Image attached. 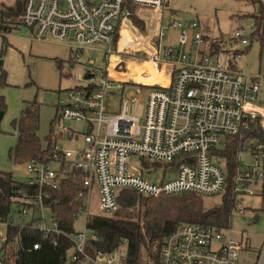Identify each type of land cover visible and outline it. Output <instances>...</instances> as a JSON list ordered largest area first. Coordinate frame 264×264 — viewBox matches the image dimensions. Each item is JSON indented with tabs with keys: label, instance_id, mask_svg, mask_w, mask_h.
Segmentation results:
<instances>
[{
	"label": "built area",
	"instance_id": "2783aa9c",
	"mask_svg": "<svg viewBox=\"0 0 264 264\" xmlns=\"http://www.w3.org/2000/svg\"><path fill=\"white\" fill-rule=\"evenodd\" d=\"M168 3L169 0H24L21 24L32 38L69 39L77 56L93 44L103 43L107 66L88 71L93 73L91 79L98 75L99 82L70 88L67 100L58 103L56 122L61 137L71 140L79 133L66 126V120L88 124L87 131L81 132L82 145L78 149L64 148L55 134L52 162L31 159L25 163V187L18 189L15 208L0 218V264H17L19 250L30 253L42 247V240L26 243L24 231L29 235L38 233L53 247L62 242V264H114V251H91V243L97 240L95 234L59 227L47 189L61 190L68 173L80 172L84 189L79 195L85 200L79 215L84 214L86 221L92 214L94 189L99 195L100 211L105 214L119 209L122 190L146 197L181 192L216 195L228 181L225 164L218 162L216 149L227 137L238 135L247 122L259 120L264 130V107L257 102L258 94L264 91V76L248 73L237 65L217 64L199 50V55L190 58L182 45L204 42L203 26L197 19L174 21L171 26L179 30L178 44L163 46V12ZM235 39L243 45L249 42L238 30ZM167 62L168 82L148 84L152 88L146 94L143 116L129 112L130 106L142 102L140 94L122 99L119 108L111 105L116 85L121 83L124 88L136 81L133 76L123 79L116 75H146L150 73L149 66L163 72ZM137 92L142 91L137 88ZM248 150L252 162L242 167L239 154L233 192L236 196H263L264 154L253 146ZM135 156L141 159L140 168L130 165ZM152 160L155 163H149ZM157 165L166 167L163 173L157 172ZM46 212L52 227L47 225ZM245 246L243 240H234L231 230L228 233L208 225L180 224L164 238L161 264H243L241 252ZM255 264H264V245Z\"/></svg>",
	"mask_w": 264,
	"mask_h": 264
},
{
	"label": "rangeland",
	"instance_id": "374dc122",
	"mask_svg": "<svg viewBox=\"0 0 264 264\" xmlns=\"http://www.w3.org/2000/svg\"><path fill=\"white\" fill-rule=\"evenodd\" d=\"M18 1L0 0V7L16 6ZM262 10L264 12V6L262 8L260 2L252 0H169L168 6L163 12L164 28L161 43L163 46L178 44L179 30L171 26L174 21L185 23L197 19L204 26L201 30L204 42H188L182 45L190 58L199 55V51H201L210 56L212 61L217 64L223 66L237 64L248 73L264 76V48L261 40L256 37L258 32L255 24L256 19L259 18L256 16ZM14 18L19 21L21 19L19 15ZM237 30L248 37V45H243L235 39ZM261 34L264 38V24ZM217 39L222 40L219 43L220 47L218 50L216 48L212 50L211 42ZM69 41V39L38 41L32 38V34L27 28L19 24H16V28L14 27L8 32L0 30V60L2 62L0 67V103L4 102L6 105L5 112L0 110V171L11 172L16 180L25 182L27 177L25 163L14 162L9 155L10 150L14 149L18 142V130L15 122L21 117L22 111L31 102H37L40 114L38 135L42 146L46 147L47 137L52 132L59 135L58 122H56L59 101L67 100V92L70 88L86 87L99 82L98 75L93 79H85L84 75L90 70L100 71L107 66V60L103 53L106 46L103 43H95L77 56L70 47L71 42ZM238 51L241 52L239 57L235 55ZM59 61L63 63L62 68L58 65ZM129 71L126 69V72ZM152 75L153 72L148 75L140 73L116 75L123 79L133 76L136 81L135 85L132 84V81L125 84L124 88L121 83L116 85L113 89L116 95L111 105L119 108L122 99L140 94L142 102L136 106H130L129 112L143 116L146 94L152 87L148 84L147 86H137V83L143 84L147 78H154ZM160 80L162 81V79ZM137 88H140L142 92L138 93ZM257 102L259 106L264 107V91L258 94ZM65 125L73 127L79 133L71 140L59 135L57 142L64 148L78 149L83 140L81 132L87 131L88 124L71 119L66 120ZM243 144V148L237 152L236 161L238 162V156L241 154V165L247 167L252 162V154L248 150V145ZM261 161H263L262 157ZM153 162L154 160L149 163ZM53 165L57 166L56 163ZM130 165L140 168L141 159L136 156L132 157ZM156 168H158V173H163L166 169L163 165H157ZM225 171L228 178L226 187L219 194L203 196L206 207L222 204L228 192L229 179L234 181L233 176L229 177L227 169ZM230 189L234 195L233 186ZM237 199V208L232 210L230 228H224V230H227L228 233L231 230L234 240H243L247 244L249 243L253 252H241V257H246L248 264H251L255 259L254 251L264 245V195L242 194L238 195ZM90 210L92 214L101 213L97 189H94ZM45 217L47 225L52 227L53 223L48 212ZM86 222V216L80 214L74 221V230L83 231L85 229L90 234L91 229L87 227ZM114 253L117 256L114 264H123V259L126 256L125 247L120 246L114 250Z\"/></svg>",
	"mask_w": 264,
	"mask_h": 264
},
{
	"label": "trees",
	"instance_id": "16d2710c",
	"mask_svg": "<svg viewBox=\"0 0 264 264\" xmlns=\"http://www.w3.org/2000/svg\"><path fill=\"white\" fill-rule=\"evenodd\" d=\"M252 1L260 2L263 8V0ZM23 10L24 0H19L12 9L1 8L0 30L8 32L16 28V24L22 26L21 19L20 21L14 20V16L19 15L21 18ZM257 17L259 18L255 23L258 32L256 37L261 40L264 48V38L261 34L264 24L263 10ZM242 36L245 35L242 34ZM219 43L217 40L212 41L210 48L218 50ZM236 53L235 55L238 56L241 52ZM58 65L62 68V61H59ZM234 65L237 64L231 66ZM0 110L5 112L4 102L0 103ZM15 126L18 130V142L9 154L14 162L26 163L31 159L45 163L52 162L56 153L55 133L52 132L47 137L48 144L43 147L38 135L40 114L37 102H31L22 111ZM243 143H246L248 147L253 146L255 150L264 154V130L259 120L247 122L238 135L227 137L222 148L216 149L218 162L225 164L230 178L234 177L238 165L237 152L243 148ZM62 165L65 166L64 162ZM25 183L16 180L11 172L0 171V218L6 217L15 208V198L19 195L18 189L20 186L25 187ZM233 185L234 181L229 179L228 192L222 204L214 207H206L203 195L194 192L146 197L136 191L122 190L117 211L111 214L89 215L87 227L97 236V240L91 243L90 249L93 252L96 250L112 252L123 246L126 250L123 264H161V247L164 238L171 234L178 225L191 223L219 229L230 228L232 210L237 207L238 200L237 196L231 193L230 188ZM83 189L82 175L78 171L68 173V176L62 180L61 190L47 189V192L52 195L50 198L51 211L57 214L58 225L61 229L74 231V221L84 206L85 199L79 195ZM29 234L26 231L22 232L24 241L30 244L33 241L42 240V247L30 253L19 250L17 264H62L61 253L64 246L62 242L57 247H53L49 241L41 239L38 233Z\"/></svg>",
	"mask_w": 264,
	"mask_h": 264
},
{
	"label": "crops",
	"instance_id": "0c3cea01",
	"mask_svg": "<svg viewBox=\"0 0 264 264\" xmlns=\"http://www.w3.org/2000/svg\"><path fill=\"white\" fill-rule=\"evenodd\" d=\"M7 6H8V8H10V9H12V7H14V6H11V5H7ZM1 8H3V7H0V9H1ZM6 8H7V7H6ZM202 26H203V25H202ZM203 27H204V26H203ZM178 33H179V32H178ZM178 36H179V34H178ZM177 40H178V38H177ZM146 66H148V65H146ZM149 68H150V69L147 68V70H148L150 73L153 72L152 77L154 76V78H147L146 80H144V83H143V84H149V85H151V84L158 83V82L164 84V83H167V82H168L169 76H168V74L166 75V72L169 71V69H170V64H169L168 62L164 64V67H163V69H164L163 72H165L164 74H163L162 72H156V71H154L152 66H149ZM146 75H148V74H146ZM161 77H162V78H161ZM160 79H162V81H161ZM113 99H114V98H111L110 100L113 101ZM111 103H112V102H111ZM245 244H246V246H245V248L242 250V253H243V252H245V253H252L253 251H252L251 248L249 247V243L247 244V243L245 242ZM258 251H259V249L254 251V253H255V259H254V261H253L251 264H255V261H256V257H257V253H258ZM241 258H242V263H243V264H248L246 257H243V256H242Z\"/></svg>",
	"mask_w": 264,
	"mask_h": 264
},
{
	"label": "water",
	"instance_id": "95a60500",
	"mask_svg": "<svg viewBox=\"0 0 264 264\" xmlns=\"http://www.w3.org/2000/svg\"><path fill=\"white\" fill-rule=\"evenodd\" d=\"M1 60H0V67H1ZM93 77V73H90V72H86L85 75H84V78L85 79H91ZM3 114V113H2ZM1 114V115H2Z\"/></svg>",
	"mask_w": 264,
	"mask_h": 264
}]
</instances>
